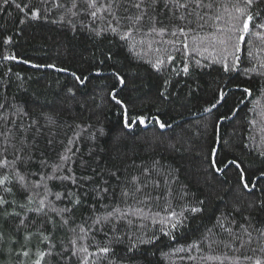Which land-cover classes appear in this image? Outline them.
I'll list each match as a JSON object with an SVG mask.
<instances>
[{
	"label": "snow or ice",
	"instance_id": "obj_1",
	"mask_svg": "<svg viewBox=\"0 0 264 264\" xmlns=\"http://www.w3.org/2000/svg\"><path fill=\"white\" fill-rule=\"evenodd\" d=\"M48 3L49 0H41L45 7L33 8L30 3L2 0L0 11L14 5L24 14L19 20L23 25L42 18L48 20L52 12ZM51 3L56 10L51 23L84 32L94 42L93 75L98 78L103 76L101 68L109 62L116 63L119 53L113 47L127 51L132 58H136L138 44H146L148 50L155 44L156 52L162 51L160 45L164 52L172 48L176 54H168L166 59L157 56L145 61L154 73L168 74L156 91L155 100L161 103L173 105L181 99L173 88H187L188 96L200 91L204 87V73L199 70L208 65H216L217 74L225 76L227 83L236 76L248 77L253 73L264 77V60L254 57L253 42L246 41V37L264 41V0ZM136 37H140L139 41ZM11 42V37L4 40L5 45ZM204 53L214 55L208 59ZM12 61H17L14 54L0 56V62ZM20 62L32 68L67 73L72 83L57 80L56 89L47 86L43 91L32 89L31 93L25 89L23 97L0 93V254L7 242L12 245L10 253L19 244L15 264H136L135 258L146 255L149 249L169 257L200 251L214 230L229 236L239 231L247 234L249 240L252 230L264 236V228L253 226V214L264 213V151L246 163L226 146L231 141L224 139L222 127L224 121L237 114L235 110L232 116L220 114L213 123L212 146L205 156L203 179L197 181L201 185V196L197 198L189 195L188 184L181 183L183 168L178 161L183 159V153L190 155L195 150L192 142L184 139L183 125L176 122L174 127L158 115L135 111L136 100L143 103L141 96L129 100L120 95L135 77L125 76L119 70L111 72L112 82L104 88L109 89L107 96L117 106L119 119L115 126L106 128L99 117L95 122H91V116L87 121L79 119L88 108L87 94H81L80 89L86 86L89 76L55 63ZM34 83L39 85L40 81ZM227 83L213 90L211 99L204 101L208 104L202 109L204 113L213 114L226 101L230 91L226 90ZM131 90L141 89L133 83ZM239 90L247 97L253 94L249 87ZM239 102L243 103V98ZM76 105L81 113L74 115ZM65 113L72 116L70 122L60 119ZM150 126L158 127L161 136L163 130L176 133L180 129L177 135L181 147L169 144L173 154H179L176 163L164 164L153 158L137 163L134 157L138 153L121 142L122 136L131 138L137 128L147 131ZM132 147H136L135 143ZM257 192L259 196L255 195ZM210 203L213 206L206 219L213 227L205 224L199 242L193 240L177 247L181 239H187L189 233L185 230L190 221L197 216L204 219ZM58 233L65 238L57 241ZM163 248L171 251L165 253ZM186 258L190 262L196 259L192 255ZM179 259L183 261L185 256ZM201 259L220 261L216 256ZM233 264H240L239 258ZM253 264H264V257H256Z\"/></svg>",
	"mask_w": 264,
	"mask_h": 264
},
{
	"label": "trees",
	"instance_id": "obj_2",
	"mask_svg": "<svg viewBox=\"0 0 264 264\" xmlns=\"http://www.w3.org/2000/svg\"><path fill=\"white\" fill-rule=\"evenodd\" d=\"M16 2L30 3L33 8L45 7L41 4V0H16ZM47 7L52 9L48 20L42 18L23 25L19 23V20L23 18L24 14L20 13L14 5L5 6V10L0 11V56L14 54L17 57V61L0 62V93L9 97H23L25 89L30 93L35 88L43 91L47 86L56 89L57 80L71 84V77L67 73H57L45 68H32L20 61L28 60L37 64L55 63L78 75L89 76L86 86L80 89L81 94H87L88 108L81 113L80 106L76 105L73 114L81 113L79 119L85 121L91 116V122H95L99 117L106 128H111L119 119V111L117 106L109 102L110 97L107 96L109 89L104 88V85L112 82L111 72L113 70H119L125 76L135 77L134 81L129 80L128 90L120 95L129 100L141 96L143 103L141 100H136L135 111L158 115L162 120L172 123L174 127L176 122L183 125L186 133L184 139L190 140L195 150L190 155L186 152L183 153V159L178 161L183 168L181 183L188 184L189 195L197 198L201 196V185L197 181L203 179L201 172L207 167L205 156L208 154L209 147L212 146L213 123L220 114L232 116L233 110L237 113L231 120L224 121L222 127L224 139L231 141L230 145L226 146L235 151L237 156L247 163V161L255 159L260 151H264V93L261 92V89L264 88V77L253 73L248 77L236 76L230 83H227L225 76L217 74L216 65H208L199 70L204 73L201 76L204 87L200 91L188 96L187 88L182 90L173 88V91L180 93L181 99L173 105H167L155 100V96L157 89L162 86L163 80L167 78L168 74L154 73L150 64L145 61L155 60L157 56L166 59L168 54H176L172 48H168V51L164 52V46L160 45L162 51L156 52L157 45L155 44L152 50H148L146 44L144 46L138 44L136 58H132L129 57L127 51L113 47V51L119 53L115 58L116 63L113 65L112 62H109L108 66L101 68L103 76L98 78L93 75L95 68L93 67L92 53L96 52L94 42L84 32H73L58 23H51V20L56 18V10L52 8L51 0ZM8 37H11L12 42L5 45L4 40ZM139 39L140 37H136L137 41ZM165 39H170V37H165ZM247 40L253 42L251 50L254 57L264 60V41L259 37H246ZM105 45L107 46V41H105ZM203 55L211 59L214 54L204 53ZM245 56H247V51H245ZM177 63H180L179 58ZM245 63L247 64V60ZM17 74H19V78ZM174 79H180V77H174ZM35 81H40V84L37 85L34 83ZM133 83L140 87V92L131 90ZM225 83H227L226 90H230L226 101L213 114L204 113L203 107L208 106L204 101L210 100L213 90H218L219 86ZM18 85L20 87H17ZM244 87H249L252 90V96L247 97L239 90ZM49 98L51 97L49 96ZM242 98L244 102L240 103ZM60 119L70 122L72 116L65 113ZM163 131L164 135L161 136V130L158 127L153 129L150 126L147 131L137 128L134 136L131 138L122 136L121 142L127 145L131 151L138 153L134 157L137 163L153 158L164 164H174L177 162L179 154L174 155L169 149V144L175 143L176 147H181L182 142H178L180 138L177 135L180 129H176V133L167 129ZM133 143L136 145L134 148L132 147ZM244 145H248V147L245 148ZM183 147H188V144H183ZM84 150L87 151V148L85 147ZM50 155L54 158V153ZM255 195L259 196L260 193L257 192ZM212 206L210 203L208 211L204 214V219L197 216L190 221L189 228L185 230L189 235L186 240L181 239L176 245L177 247L191 243L193 240L199 242L204 234L205 224L208 228L213 227L212 223L206 219L211 214ZM253 216L254 229L264 228V213H254ZM235 227L238 229V225ZM5 228L7 229L8 225H5ZM55 238L59 241L65 237L63 233H58ZM19 241L21 244L24 242L23 230ZM213 241L215 243H212ZM210 243H212L211 248L209 247ZM35 245L36 241L33 240V251H35ZM11 247V244L5 242L3 253L0 254V264H15V252L19 248V244L10 253L9 248ZM262 248H264V236H261L256 230L251 231V240L247 234H242L239 231H235L232 236H229L223 231L214 230L210 239L204 241L200 251L193 250L173 254L169 257L163 255L161 251L149 249L146 255H138L135 259L136 264H221V261L222 264H233V261L239 258L240 264H253L256 257H264ZM162 251L166 253L171 249L163 248ZM187 255L196 257L195 261H188ZM179 256H185V259L181 261ZM202 256L220 257V261H205L201 259ZM245 256L252 259L245 260ZM224 257L228 259L225 260Z\"/></svg>",
	"mask_w": 264,
	"mask_h": 264
}]
</instances>
